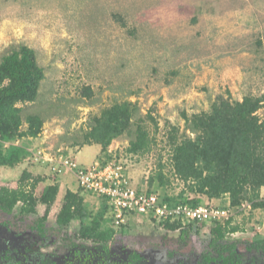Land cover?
Returning <instances> with one entry per match:
<instances>
[{
    "label": "rangeland",
    "instance_id": "rangeland-1",
    "mask_svg": "<svg viewBox=\"0 0 264 264\" xmlns=\"http://www.w3.org/2000/svg\"><path fill=\"white\" fill-rule=\"evenodd\" d=\"M19 44L34 48L45 69L38 99L26 105V113H38L45 120L41 134L29 137L33 139L29 144L25 140L34 153L42 155L33 153V161L13 167L0 165V186H20L26 165L49 164L38 158L67 156L84 162L83 166L101 165L106 154L99 144H82L85 132L93 116L130 100L137 105L133 124L108 150L137 188L148 189L149 176L157 172L159 163L164 164L171 183L157 181L156 192L176 196L185 182L171 174V126L183 132L185 115L210 110L220 94L238 100L264 94V0H0V61ZM87 86L93 90L91 97L83 92ZM257 113L264 119V105ZM142 122L155 143L148 153H131L127 148L137 123ZM187 134L194 136L189 129ZM42 166L48 170L46 183L58 178L68 183L60 184L62 190L49 211L48 221L55 226L62 197L69 189L77 190L79 182L73 172L53 177L51 167ZM42 186L37 185L36 191ZM92 194L85 195V201L97 212L102 199ZM198 196L202 204L229 205L228 196ZM230 209L232 224L241 225L230 238L250 236L257 230L264 234V207ZM45 211L46 205L38 204L36 214ZM136 218L134 239L150 235L155 228L166 231L143 214ZM78 225L77 220L69 227L75 230ZM115 229L121 231V227ZM202 231L201 236H206L209 227ZM168 233L171 238L176 231ZM52 244L43 249L51 260L66 253L61 243ZM77 245L97 248L84 240Z\"/></svg>",
    "mask_w": 264,
    "mask_h": 264
},
{
    "label": "trees",
    "instance_id": "trees-1",
    "mask_svg": "<svg viewBox=\"0 0 264 264\" xmlns=\"http://www.w3.org/2000/svg\"><path fill=\"white\" fill-rule=\"evenodd\" d=\"M44 78L45 69L39 64L35 49L26 44L12 47L0 61L2 166L13 167L34 157V152L25 144V140L28 143L29 137L39 136L45 120L38 113H26V105L38 99ZM83 92L88 97L93 95L90 86L85 87ZM263 105L264 94H248L242 100L233 99L231 94H220L212 102L210 110L197 112L192 116L185 115V130L180 132L179 126L173 125L168 132L171 174L185 182V188L176 196H160L154 184L158 181L159 185H165L171 181L164 171L166 166L159 163L157 172L149 176L150 187H136L137 193H156L162 201L170 205L188 203L198 206L203 203L198 196L200 194L209 199L228 196L227 208H236L238 212L246 201L252 203L254 208L264 207V199L259 198L264 188V119L257 113ZM136 112L137 105L130 100H124L93 116V123L86 130L82 144L101 145L102 153L106 154L105 160L100 162L102 166L110 161H118V157L109 152V146L115 138L130 129ZM149 117L157 124L151 114ZM25 122L28 123L26 127L23 126ZM188 129L194 136L187 134ZM155 140L143 122L137 123L135 138L131 140L127 150L131 153H148L152 150ZM51 173L58 175L57 172ZM32 175L24 170L20 186H0V218H4L0 220L8 229L29 219L30 223L32 222L31 228L38 229L39 233L47 238L51 234L58 235L69 231V225L78 220L79 225L74 230L76 238L108 242L114 236L124 237L133 233L132 223L138 220V212L132 210L127 213L126 222L117 227L114 218L108 215V197L98 194L102 199L101 208L92 212L87 206L83 192H96L86 190L82 186H79L77 191L65 192L56 217V225L50 224L49 211L57 200L60 184H45V177ZM25 179L30 182L24 183ZM41 184L43 186L37 192L36 187ZM38 204L46 205L45 214L41 216L36 214ZM16 208L18 212L15 211ZM145 216L153 226H162L167 231L180 230L183 236L193 234L199 237L203 228L209 227V235L202 240L216 245L218 249L217 259L210 258V264H249V261L256 257L260 264H264V234L257 230L251 232L250 236L227 238L229 234L241 228L239 224H232V218L207 222L191 220L184 224L182 219L162 221L154 214ZM120 227L121 231L118 232L115 228ZM160 232V228H155L151 234L157 235ZM11 246L17 248L14 244ZM11 252L12 254L8 251L2 253L1 259L13 256L14 250Z\"/></svg>",
    "mask_w": 264,
    "mask_h": 264
},
{
    "label": "flooded vegetation",
    "instance_id": "flooded-vegetation-1",
    "mask_svg": "<svg viewBox=\"0 0 264 264\" xmlns=\"http://www.w3.org/2000/svg\"><path fill=\"white\" fill-rule=\"evenodd\" d=\"M1 220L0 264H210L212 262L210 258L218 257L216 245L202 240L209 232L206 236H201L202 231L198 237L193 234L183 236L178 230L176 233L172 231L175 234L168 238L169 231L161 230L157 235L144 234L141 238L135 235V239V233H129L124 237L114 236L105 242L84 237L76 238L73 229L58 235L51 234L46 238L38 229L31 228L32 222L30 223L29 219L10 229L2 225ZM78 240L92 242L97 248L93 250L78 246ZM58 242L66 248V253L58 259L51 260V255L46 254L48 250L43 249ZM12 244L17 248L11 246ZM36 244H40L42 248L35 249ZM10 250H14L13 256L1 259V254L5 251L12 254ZM249 264H260V260L257 257L253 258Z\"/></svg>",
    "mask_w": 264,
    "mask_h": 264
},
{
    "label": "built area",
    "instance_id": "built-area-1",
    "mask_svg": "<svg viewBox=\"0 0 264 264\" xmlns=\"http://www.w3.org/2000/svg\"><path fill=\"white\" fill-rule=\"evenodd\" d=\"M34 154L37 156L40 152L37 151ZM38 160H48L52 171L58 174L73 172L77 177L79 186L107 196L110 203V213L117 227L126 222V215L132 210L143 215L154 214L162 221L182 219L184 224L191 220L198 222L222 221L228 220L232 216V211L229 208L206 204L193 206L188 203L170 205V203L162 201L156 193L138 194L136 187L125 175L123 164L119 161H110L103 166L100 164L83 166L76 159L67 156L38 158ZM262 198L264 199V191ZM242 207L252 208L253 206L252 203L246 204L244 202Z\"/></svg>",
    "mask_w": 264,
    "mask_h": 264
},
{
    "label": "crops",
    "instance_id": "crops-1",
    "mask_svg": "<svg viewBox=\"0 0 264 264\" xmlns=\"http://www.w3.org/2000/svg\"><path fill=\"white\" fill-rule=\"evenodd\" d=\"M32 140H33V139L27 140V141H28V144H29L30 141H32ZM83 163H84V162H83ZM83 163L81 162L82 165H83ZM19 164H24V163L21 162V163H19ZM33 164H34V163H33ZM35 164H36V163H35ZM37 164H38V163H37ZM84 164H85V163H84ZM42 165H48V166L51 167V164H45V163H41V162H40V163H39V166H35V165L29 166V165H26L27 168L25 167V168H26L25 170H27L28 172H30V173L33 174V175H35V174H34L35 171H36V173L39 172L40 174H36V175H39V176H42V175H43L42 177H45L44 180H43L44 183H45V184H48V183H46V180H48V178H47V177H48V174H47V173H48V170H43V166H42ZM32 171H34V173H33ZM43 171H45V174H46V175H44ZM33 175H32V176H33ZM49 175L54 177V175H52V173H51V174L49 173ZM56 176H59V175H56ZM75 176H76V175H75ZM53 177H52V178H53ZM53 179H54V178H53ZM55 181H56V180H54V182H55ZM54 182H53V183H54ZM57 182H58L59 184H61V185L68 184V183H66V182H63V181L60 180L59 178L57 179ZM42 183H43V182H42ZM61 185H60V191L62 190V189H61ZM77 188L79 189V187H77ZM78 189H77V190H78ZM69 190H71V189H69ZM77 190H73V189H72V191H77ZM83 193H85L84 196H85V195H91V194H92V193H90V192H88V191H84ZM92 195H93V194H92ZM85 200H86V198H85ZM108 215L111 216L110 210H109V212H108Z\"/></svg>",
    "mask_w": 264,
    "mask_h": 264
},
{
    "label": "clouds",
    "instance_id": "clouds-1",
    "mask_svg": "<svg viewBox=\"0 0 264 264\" xmlns=\"http://www.w3.org/2000/svg\"><path fill=\"white\" fill-rule=\"evenodd\" d=\"M260 198L263 199L262 196H261ZM206 205H207V204H206ZM242 205H243V204H242ZM215 207H217V206H215ZM241 207H242V206H241ZM222 208H223V207H222ZM229 209H230V208H229ZM231 217H232V216H231ZM231 217H230V218H231ZM230 218H229V219H230Z\"/></svg>",
    "mask_w": 264,
    "mask_h": 264
}]
</instances>
